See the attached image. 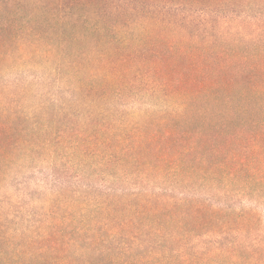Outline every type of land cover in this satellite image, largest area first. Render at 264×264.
I'll use <instances>...</instances> for the list:
<instances>
[{"label": "trees", "instance_id": "obj_1", "mask_svg": "<svg viewBox=\"0 0 264 264\" xmlns=\"http://www.w3.org/2000/svg\"><path fill=\"white\" fill-rule=\"evenodd\" d=\"M0 264H264V0H0Z\"/></svg>", "mask_w": 264, "mask_h": 264}]
</instances>
